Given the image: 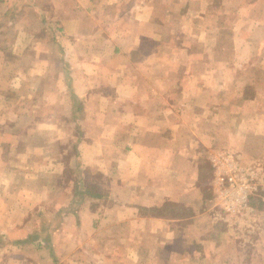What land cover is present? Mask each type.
<instances>
[{
    "label": "crops",
    "instance_id": "crops-1",
    "mask_svg": "<svg viewBox=\"0 0 264 264\" xmlns=\"http://www.w3.org/2000/svg\"><path fill=\"white\" fill-rule=\"evenodd\" d=\"M0 264H264V0H0Z\"/></svg>",
    "mask_w": 264,
    "mask_h": 264
},
{
    "label": "built area",
    "instance_id": "built-area-1",
    "mask_svg": "<svg viewBox=\"0 0 264 264\" xmlns=\"http://www.w3.org/2000/svg\"><path fill=\"white\" fill-rule=\"evenodd\" d=\"M252 173L240 166H233L222 176L224 192L229 209L242 205L246 201L247 192L252 185Z\"/></svg>",
    "mask_w": 264,
    "mask_h": 264
},
{
    "label": "rangeland",
    "instance_id": "rangeland-1",
    "mask_svg": "<svg viewBox=\"0 0 264 264\" xmlns=\"http://www.w3.org/2000/svg\"><path fill=\"white\" fill-rule=\"evenodd\" d=\"M253 179V178H252Z\"/></svg>",
    "mask_w": 264,
    "mask_h": 264
}]
</instances>
